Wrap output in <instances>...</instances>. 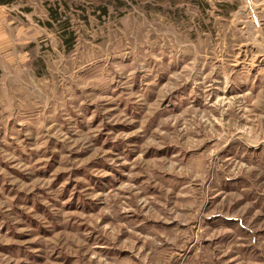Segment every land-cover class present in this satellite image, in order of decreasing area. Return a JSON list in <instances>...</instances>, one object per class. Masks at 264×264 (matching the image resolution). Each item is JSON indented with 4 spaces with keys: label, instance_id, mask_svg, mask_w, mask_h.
<instances>
[{
    "label": "rangeland",
    "instance_id": "obj_1",
    "mask_svg": "<svg viewBox=\"0 0 264 264\" xmlns=\"http://www.w3.org/2000/svg\"><path fill=\"white\" fill-rule=\"evenodd\" d=\"M252 2L61 0L47 29L19 21L16 66L0 43V264H264Z\"/></svg>",
    "mask_w": 264,
    "mask_h": 264
},
{
    "label": "crops",
    "instance_id": "obj_2",
    "mask_svg": "<svg viewBox=\"0 0 264 264\" xmlns=\"http://www.w3.org/2000/svg\"><path fill=\"white\" fill-rule=\"evenodd\" d=\"M52 1H57L52 5ZM252 2V0H249ZM264 5V0H258ZM61 0H0V43H4L3 57L9 67L16 66L17 55L15 54L14 34L20 31V20H25L27 17L36 19V22L44 28L50 26L49 17L55 10H61ZM58 7V9L55 7ZM254 6V3L252 2ZM44 17V20H38ZM51 31V29H48ZM13 42V43H12ZM14 54V60H13ZM21 61V58H19Z\"/></svg>",
    "mask_w": 264,
    "mask_h": 264
}]
</instances>
